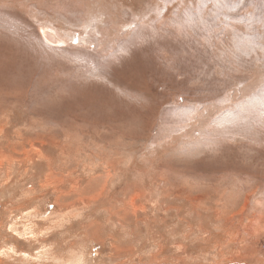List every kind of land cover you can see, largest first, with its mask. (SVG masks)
Returning a JSON list of instances; mask_svg holds the SVG:
<instances>
[{"label": "rangeland", "instance_id": "374dc122", "mask_svg": "<svg viewBox=\"0 0 264 264\" xmlns=\"http://www.w3.org/2000/svg\"><path fill=\"white\" fill-rule=\"evenodd\" d=\"M263 89L264 0H0V264H264Z\"/></svg>", "mask_w": 264, "mask_h": 264}, {"label": "water", "instance_id": "95a60500", "mask_svg": "<svg viewBox=\"0 0 264 264\" xmlns=\"http://www.w3.org/2000/svg\"><path fill=\"white\" fill-rule=\"evenodd\" d=\"M46 39L47 41L49 40L51 43H57V36H55L54 33H52L51 31H46Z\"/></svg>", "mask_w": 264, "mask_h": 264}, {"label": "crops", "instance_id": "0c3cea01", "mask_svg": "<svg viewBox=\"0 0 264 264\" xmlns=\"http://www.w3.org/2000/svg\"><path fill=\"white\" fill-rule=\"evenodd\" d=\"M263 91H264V89H263V90H260L259 93L257 94L256 97H257L258 99H259L260 94H261ZM257 104H258V106H259V102H258Z\"/></svg>", "mask_w": 264, "mask_h": 264}, {"label": "bare ground", "instance_id": "6f19581e", "mask_svg": "<svg viewBox=\"0 0 264 264\" xmlns=\"http://www.w3.org/2000/svg\"><path fill=\"white\" fill-rule=\"evenodd\" d=\"M42 35L44 36V39H46V32H45V31L42 32ZM46 40H47V39H46ZM58 41H59V40H58ZM48 42L51 43L49 40H48ZM51 44H52V43H51Z\"/></svg>", "mask_w": 264, "mask_h": 264}]
</instances>
